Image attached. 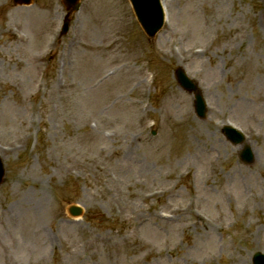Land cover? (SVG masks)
I'll return each mask as SVG.
<instances>
[{
	"label": "rangeland",
	"instance_id": "obj_1",
	"mask_svg": "<svg viewBox=\"0 0 264 264\" xmlns=\"http://www.w3.org/2000/svg\"><path fill=\"white\" fill-rule=\"evenodd\" d=\"M14 1L0 0V264L264 253L263 0H161L153 39L128 0H81L75 14ZM178 67L200 86L203 119ZM227 124L245 135L249 166Z\"/></svg>",
	"mask_w": 264,
	"mask_h": 264
},
{
	"label": "water",
	"instance_id": "obj_2",
	"mask_svg": "<svg viewBox=\"0 0 264 264\" xmlns=\"http://www.w3.org/2000/svg\"><path fill=\"white\" fill-rule=\"evenodd\" d=\"M133 6L136 17L141 24L142 28L146 32L149 37H153L154 34L160 29L162 26V12L158 3V0H130ZM176 77L179 83L186 89L188 92H194L195 94V109L199 116H203L204 114V105L200 95L196 92L195 86L188 81L180 70L176 71ZM223 133L227 136V138L233 143H240L239 137L228 129H225ZM243 158L246 161L250 160V154L248 150H244ZM3 167L0 161V183L3 176ZM73 214H79V209H71ZM253 264H264V256L256 254L253 258Z\"/></svg>",
	"mask_w": 264,
	"mask_h": 264
}]
</instances>
